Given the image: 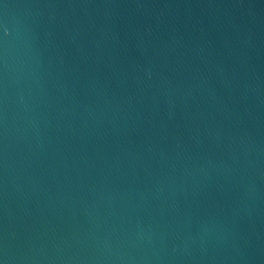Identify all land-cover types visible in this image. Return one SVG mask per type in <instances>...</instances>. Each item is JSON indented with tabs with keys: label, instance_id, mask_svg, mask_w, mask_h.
Masks as SVG:
<instances>
[{
	"label": "water",
	"instance_id": "obj_1",
	"mask_svg": "<svg viewBox=\"0 0 264 264\" xmlns=\"http://www.w3.org/2000/svg\"><path fill=\"white\" fill-rule=\"evenodd\" d=\"M0 264H264V0H0Z\"/></svg>",
	"mask_w": 264,
	"mask_h": 264
}]
</instances>
